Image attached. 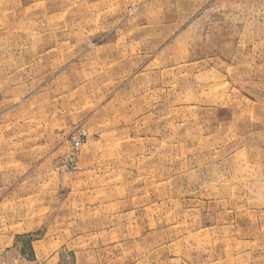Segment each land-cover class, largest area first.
I'll use <instances>...</instances> for the list:
<instances>
[{"label": "rangeland", "instance_id": "1", "mask_svg": "<svg viewBox=\"0 0 264 264\" xmlns=\"http://www.w3.org/2000/svg\"><path fill=\"white\" fill-rule=\"evenodd\" d=\"M0 264H264V0H0Z\"/></svg>", "mask_w": 264, "mask_h": 264}]
</instances>
